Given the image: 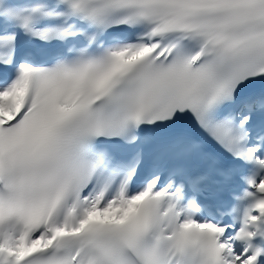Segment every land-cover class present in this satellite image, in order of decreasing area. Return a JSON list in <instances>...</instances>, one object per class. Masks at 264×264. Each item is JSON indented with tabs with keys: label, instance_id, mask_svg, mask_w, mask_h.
Listing matches in <instances>:
<instances>
[{
	"label": "snow or ice",
	"instance_id": "1",
	"mask_svg": "<svg viewBox=\"0 0 264 264\" xmlns=\"http://www.w3.org/2000/svg\"><path fill=\"white\" fill-rule=\"evenodd\" d=\"M0 264H264V0H0Z\"/></svg>",
	"mask_w": 264,
	"mask_h": 264
}]
</instances>
